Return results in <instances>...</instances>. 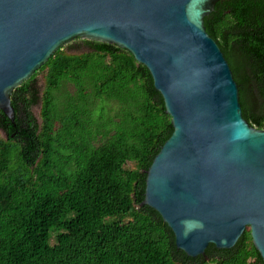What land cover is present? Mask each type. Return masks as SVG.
I'll return each mask as SVG.
<instances>
[{
    "label": "trees",
    "instance_id": "16d2710c",
    "mask_svg": "<svg viewBox=\"0 0 264 264\" xmlns=\"http://www.w3.org/2000/svg\"><path fill=\"white\" fill-rule=\"evenodd\" d=\"M203 21L242 115L264 129V0H217ZM11 104L13 120L0 109V264H264L249 228L232 247L188 255L143 203L173 126L127 49L77 37L13 89Z\"/></svg>",
    "mask_w": 264,
    "mask_h": 264
},
{
    "label": "water",
    "instance_id": "95a60500",
    "mask_svg": "<svg viewBox=\"0 0 264 264\" xmlns=\"http://www.w3.org/2000/svg\"><path fill=\"white\" fill-rule=\"evenodd\" d=\"M217 0H0V109L55 50L116 44L149 70L173 130L146 171L143 203L190 256L246 228L264 261V129L242 115L228 60L203 18Z\"/></svg>",
    "mask_w": 264,
    "mask_h": 264
},
{
    "label": "rangeland",
    "instance_id": "374dc122",
    "mask_svg": "<svg viewBox=\"0 0 264 264\" xmlns=\"http://www.w3.org/2000/svg\"><path fill=\"white\" fill-rule=\"evenodd\" d=\"M85 48H87L86 46H79L78 48H72L71 51L74 52V50L76 51H80V50H84ZM37 78L39 79V81L41 82L42 81V74H39L37 76ZM34 111L37 113L38 112V107H35L34 108ZM0 135H3V132L0 130Z\"/></svg>",
    "mask_w": 264,
    "mask_h": 264
}]
</instances>
